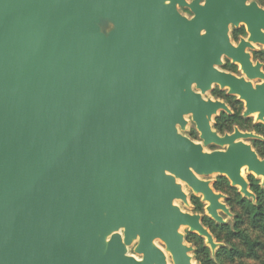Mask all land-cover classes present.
Returning a JSON list of instances; mask_svg holds the SVG:
<instances>
[{
    "label": "water",
    "instance_id": "water-1",
    "mask_svg": "<svg viewBox=\"0 0 264 264\" xmlns=\"http://www.w3.org/2000/svg\"><path fill=\"white\" fill-rule=\"evenodd\" d=\"M199 1L0 0V264H167L155 240L172 264H192L181 226L212 253L218 244L174 203L188 205L183 184L218 224L231 213L201 178L225 177L255 202L240 169L264 186V159L246 142L259 137L218 135L212 116L230 112L204 95L227 84L243 117L261 108L263 121L264 84L216 68L225 56L254 78L260 64L236 58L228 31L246 26L238 51L264 43V9ZM187 116L200 142L181 133Z\"/></svg>",
    "mask_w": 264,
    "mask_h": 264
},
{
    "label": "trees",
    "instance_id": "trees-1",
    "mask_svg": "<svg viewBox=\"0 0 264 264\" xmlns=\"http://www.w3.org/2000/svg\"><path fill=\"white\" fill-rule=\"evenodd\" d=\"M222 97V94L215 95ZM233 111L232 115L220 113L215 118L213 128L219 133L231 132L233 126H237L241 131L254 132L256 135L264 139V125L252 124L251 119H243L240 116V108H234L232 103L225 96L223 97ZM240 107V106H239ZM192 139H196L195 131L190 133ZM252 147L258 155L264 158V140H250ZM261 148V152L259 148ZM263 147V149H262ZM250 192L255 196V202L250 199L243 198L237 189L231 188L225 177H217L213 188L226 195V204L230 208V213L234 215V222L231 227L228 224L218 225L203 216L202 224L211 233L212 237L218 243L222 242L228 246L219 248L212 257L208 247L204 245V240L195 234L185 235V240L194 249V259L198 264H227L224 259H238L248 257L254 260H261L264 257V242L257 237L252 238L248 229L254 228L258 232H264V187L259 186L258 180L249 176L247 178ZM192 205L194 212L203 213L202 205L199 199L192 197ZM239 209V210H238ZM236 210V211H235ZM249 226V227H246ZM236 242L242 245L243 250H239ZM264 264V259L261 261Z\"/></svg>",
    "mask_w": 264,
    "mask_h": 264
},
{
    "label": "flooded vegetation",
    "instance_id": "flooded-vegetation-1",
    "mask_svg": "<svg viewBox=\"0 0 264 264\" xmlns=\"http://www.w3.org/2000/svg\"><path fill=\"white\" fill-rule=\"evenodd\" d=\"M185 1V3L186 4H190V3H192L194 0H184ZM251 2H254L259 8H261V9H264V0H246V4L248 3V4H250ZM204 3H205V0H200L199 1V5H204ZM178 9V12L182 15V16H184L186 19H191L192 17H193V13L190 11V9L188 8V7H178L177 8ZM184 13V14H183ZM261 32L262 33H264V29H261ZM203 33H205L203 30L201 31V34H203ZM228 37H229V42H230V44L232 45V48L233 49H235V52H236V58H239L240 57V53H245V54H247L248 56H249V61H250V63H251V67L252 68H255V66H256V64L258 63V64H260V67L257 69V71H258V73H256L255 75H254V78H251V79H249L247 76H246V74H244V72L242 71V69H241V63H240V61H238V60H235V61H233L232 62V60L231 59H229V58H227V57H223L222 58V65L220 66V67H218V69L220 70V71H222V72H224V73H228V74H231L232 76H234L236 79H242V82L244 83V84H252V85H256V84H261V83H264V79H260L259 77H258V75H260V74H264V43L263 42H251L250 43V45H251V47H244L241 51H238L237 50V47H238V45H239V43H240V41L241 40H244V41H246L247 39H248V37H249V33L247 32V28H246V26L243 24V23H240V24H238L237 26H233V25H231L230 27H229V31H228ZM260 48V49H259ZM225 60V61H224ZM224 61V62H223ZM254 72H256V71H254ZM213 87H215L216 89H213ZM208 92H210V94L212 95V97L215 99V100H218V101H220V102H222V103H224L225 105H226V107L228 108V110H229V112L230 113H226V112H224V111H222V110H220V111H218L217 112V114L216 115H214V116H212V118H211V121L213 120V124H214V120H215V118L216 117H218L219 115H220V113H224V114H226V115H232L233 114V111H232V109L230 108V106L227 104V102L225 101V99L223 98L224 96L226 97V98H228L229 99V101L232 103V105H233V107L236 109V108H240V116H241V118H243V119H251V122H252V124H261V125H264V121H256V118H255V115L256 114H254L253 115V113L252 114H250L249 116H247V117H243V112L245 111V103H244V101L243 100H240L239 99V96L237 95V94H234V95H229L228 93H227V89H221L218 85H216V84H214V85H212V88L208 91ZM222 94V97H217V96H215V95H217V94ZM206 99V98H205ZM210 100H212V99H210ZM214 101V100H213ZM240 106V107H239ZM262 109L260 108V111H261ZM252 117H254V119L252 118ZM211 125V124H210ZM211 128H212V130L213 131H215L214 130V128H213V126L211 125ZM234 128H237L238 129V127L237 126H233V128H232V131H233V129ZM238 130H240V129H238ZM232 131L230 132V133H232ZM241 131V130H240ZM216 132V131H215ZM241 132H249V131H241ZM217 133V132H216ZM225 133H229V132H225ZM225 133H223V134H225ZM250 133H253L254 135H256L254 132H250ZM218 135H220V136H222L223 134H219V133H217ZM258 136V135H257ZM198 137V136H197ZM261 137V136H260ZM191 140H192V138H190ZM199 139V138H198ZM250 140H257V139H250ZM258 140H262V137H261V139H258ZM264 140V139H263ZM193 141H194V139H193ZM199 142H200V140H199ZM212 146V145H211ZM251 147H252V145H250ZM252 149L255 151V149L252 147ZM212 150H214V148L212 149ZM256 152V151H255ZM256 154L258 155V153L256 152ZM258 157L260 158V159H264V158H262V157H260L259 155H258ZM249 176H252L253 178H255L256 180H258V182H259V186L260 187H264V186H261V181H260V179H258V178H256L253 174H249L248 175V177ZM247 177V178H248ZM247 178H246V181H247ZM247 183H248V181H247ZM214 185V184H213ZM213 185H210V187L212 188V190L215 192V193H220V194H222L223 196H225L226 197V195L225 194H223V193H221V192H219V191H216L214 188H213ZM229 186H230V183H229ZM231 187V186H230ZM231 188H235V187H231ZM235 189H238V188H235ZM248 189H249V184H248ZM250 191V190H249ZM237 192H238V190H237ZM239 193V192H238ZM241 195V194H240ZM242 196V195H241ZM192 197H196V198H198L199 199V202L201 203V205H202V210H203V212H204V209L206 208V203L202 200V197L201 196H199V195H195V194H193V195H191L190 196V198H189V201H190V203H191V205H192ZM227 198V197H226ZM226 198L224 199V205L228 208V209H230L228 206H227V204H226V202H225V200H226ZM244 198V197H243ZM187 199V198H186ZM221 200V199H220ZM221 202V201H220ZM187 203H188V201H187ZM192 207H193V205H192ZM193 209H194V207H193ZM194 213H196V212H194ZM220 213V212H219ZM199 215H203V216H206V217H208L207 215H204L203 213H198ZM203 216H201V224H202V219H203ZM209 219H210V217H208ZM223 218V217H222ZM210 220H212V219H210ZM213 221V220H212ZM214 223H216L215 221H213ZM216 224H218V223H216ZM218 225H225V224H218ZM202 226H203V224H202ZM204 227V226H203ZM204 228H206V227H204ZM207 229V228H206ZM208 230V229H207ZM209 231V230H208ZM210 233V232H209ZM189 234H195V235H197L196 233H190L189 232ZM211 234V233H210ZM198 236V235H197ZM198 237H200V236H198ZM200 238H202V237H200ZM203 240H204V238H202ZM214 239V238H213ZM184 244H186L187 245V242H186V240H185V237H184ZM189 244V243H188ZM204 245L206 246V244H205V240H204ZM160 247V246H159ZM206 247H208V246H206ZM164 248V247H163ZM193 248V247H192ZM208 249H209V247H208ZM137 257H135V258H137V259H139L140 260V258H141V256L140 255H136Z\"/></svg>",
    "mask_w": 264,
    "mask_h": 264
},
{
    "label": "rangeland",
    "instance_id": "rangeland-1",
    "mask_svg": "<svg viewBox=\"0 0 264 264\" xmlns=\"http://www.w3.org/2000/svg\"><path fill=\"white\" fill-rule=\"evenodd\" d=\"M184 14V13H183ZM260 49V48H259ZM225 61V60H224ZM223 61V62H224ZM213 89H216L215 87H213ZM204 98H206V99H212V100H215L213 97H212V95L210 94V92H207L205 95H204ZM253 119H254V117H252ZM185 120L187 121V125H186V127H185V130L183 131V132H181L184 136H186V137H188V138H191L190 137V133H192V131H195L196 132V135L198 136V137H196V139H194V142H199V134H198V132L196 131V129H195V125H194V123L191 121V118H190V116H187V117H185ZM211 125L213 126V120L211 121ZM257 136V135H256ZM259 138H255V139H261V137L260 136H258ZM193 140V139H192ZM258 141H263V139L262 140H258ZM246 142L248 143V144H250L251 145V142H250V139L249 140H246ZM214 148V150H216V149H219V147H216V146H208V147H205L204 148V150L205 151H213L212 149ZM259 148V151L261 152V148L260 147H258ZM262 149H263V147H262ZM264 150V149H263ZM248 175L249 174H247L246 172H244L243 173V177H244V179H246L247 177H248ZM217 177H222V176H208V177H203V178H201V179H203V180H208L209 181V184L210 185H213L215 182H216V179H217ZM229 182V181H228ZM238 190V189H237ZM184 192H185V194H186V198H187V201H188V205H184L182 202H180V201H176L175 202V204L183 211V212H186V213H189V214H198V213H194V209H193V207H192V205H191V203H190V201H189V198H190V196L191 195H193V193H192V191H190L187 187H184ZM226 197L224 196L223 197V199H221L220 201L222 202V203H224V199H225ZM239 210V209H238ZM236 211V210H235ZM229 212H230V210H229ZM203 214L204 215H207L206 214V212H205V210H204V212H203ZM220 215L223 217V219H224V221H225V224H228L229 225V227H231L232 225H233V222H234V215H232L231 214V216H226L225 214H223V213H220ZM200 216H203L202 214L200 215ZM246 227H249V226H246ZM250 228V227H249ZM180 232L183 234V236L185 237V235H187V233H189V231L187 230V229H181L180 230ZM248 232L250 233V235H251V237L252 238H255V237H257L258 239H260L262 242H264V232L263 233H261V232H258L256 229H254V228H250V229H248ZM214 241H215V239H214ZM216 242V241H215ZM217 243V242H216ZM155 244L157 245V246H160L161 248H163V244L160 242V241H156L155 242ZM218 244V246L215 248V250H214V252L212 253L211 251H210V253H211V256L213 257L214 255H215V253H216V251L219 249V248H221V247H227V249H228V246L226 245V244H224V243H222V242H218L217 243ZM236 245L238 246V248H239V250H241V251H244L243 250V247H242V245L241 244H239V242L237 243L236 242ZM187 246H189V247H192L190 244H188L187 243ZM193 249V248H192ZM210 250V249H209ZM193 252H194V249L190 252V255H191V257H192V261L195 263V264H198L197 262H196V260L194 259V254H193ZM128 254H130V255H132V256H134V257H137L136 256V254H134L133 253V246L132 247H129L128 248ZM264 259V257L261 259V260H254V259H251V258H248V257H242V258H238V259H233V260H229V259H224L223 261L225 262V263H227V264H261V261ZM168 261L170 262V259L168 258Z\"/></svg>",
    "mask_w": 264,
    "mask_h": 264
},
{
    "label": "bare ground",
    "instance_id": "bare-ground-1",
    "mask_svg": "<svg viewBox=\"0 0 264 264\" xmlns=\"http://www.w3.org/2000/svg\"><path fill=\"white\" fill-rule=\"evenodd\" d=\"M248 5V3L246 4V6ZM240 24V23H239ZM260 33H262L261 32V30H260ZM231 47H232V45H231ZM225 57V56H224ZM217 69V71H219L220 73H222V71H220L218 68H216ZM261 76V77H260ZM258 77L260 78V79H263L262 78V74H260V75H258ZM214 84H216V83H213L212 85H214ZM262 84V83H261ZM264 84V83H263ZM211 85V86H212ZM216 85H218V84H216ZM250 86H251V88L252 89H254V87H255V85H252V84H250ZM223 88L224 89H228V85L227 84H225L224 86H223ZM260 112V108H258L257 109V111L256 112H254L253 113V115L254 114H256L255 115V118L257 117V115H258V113ZM263 121H264V118H263ZM226 147V146H225ZM221 149H223V147H220ZM204 152H208V151H205L204 150ZM247 169H248V167L247 166H243L241 169H240V176L241 177H243V173L244 172H246L247 174H253L256 178H258V179H260V181H262L263 180V175L261 174V173H258V174H256L255 172H254V170H251V171H247ZM215 175H217V174H213V175H211V176H215ZM244 178V177H243ZM184 187H187L190 191H191V189L186 185V184H183L182 185V190H183V192H184ZM236 187H238L239 188V186L238 185H236ZM185 193V192H184ZM199 196H203V194L202 193H200V194H198ZM176 202V201H175ZM174 202V203H175ZM205 203H206V207L208 206V202L207 201H205ZM189 227L187 226V225H183V226H181L180 228H179V232H180V230L181 229H188ZM181 233V232H180ZM205 238V237H204ZM156 241H159V240H155L154 241V244H155V242ZM156 245V244H155ZM157 246V245H156ZM157 248L163 253V255H164V257H165V261H166V263L167 264H172V261H171V259H170V254L168 253V252H166L165 251V249L164 248H161V247H159V246H157ZM188 255H190V253L188 254ZM168 258L170 259V262L168 261ZM137 259V258H136ZM191 263L192 264H195L192 260H191Z\"/></svg>",
    "mask_w": 264,
    "mask_h": 264
}]
</instances>
